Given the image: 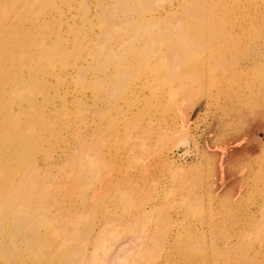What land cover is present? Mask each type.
<instances>
[{
    "label": "rangeland",
    "instance_id": "1",
    "mask_svg": "<svg viewBox=\"0 0 264 264\" xmlns=\"http://www.w3.org/2000/svg\"><path fill=\"white\" fill-rule=\"evenodd\" d=\"M0 264H264V0H0Z\"/></svg>",
    "mask_w": 264,
    "mask_h": 264
}]
</instances>
